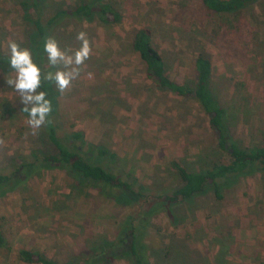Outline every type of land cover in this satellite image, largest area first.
<instances>
[{"label":"rangeland","instance_id":"374dc122","mask_svg":"<svg viewBox=\"0 0 264 264\" xmlns=\"http://www.w3.org/2000/svg\"><path fill=\"white\" fill-rule=\"evenodd\" d=\"M26 1L0 0L2 55L8 56L11 39L34 58L37 11ZM83 1L109 3L122 18L109 24L98 16L82 22L66 18L51 30L50 37L63 50L80 47V31L92 44L91 58L69 90L61 94L54 84L60 103L56 121L61 133L84 132L78 143L92 162L125 178L132 174L149 190L139 203L123 207L84 181L79 184L65 169H44L0 197L7 243L0 246V264H29L18 259L21 248L39 249L66 263L87 253L90 238L114 239L126 217L173 194L182 185L173 160L193 172L231 160L197 101L159 88L147 73L133 48L134 35L143 26L152 29L168 74L180 83L194 84L200 54L212 60L210 88L228 110L230 145L264 139V0L234 16L214 13L202 0H45L43 19ZM234 24L242 28L233 29ZM231 30L238 33L235 40ZM9 76L13 70L0 67V173L6 174L35 152H57L39 133L32 135L24 105L6 82ZM102 148L110 153L102 156ZM222 194L218 198L208 185L192 200L175 204L173 218L166 211L151 218L147 239L152 263L264 264V172L223 183ZM110 264L131 263L113 258Z\"/></svg>","mask_w":264,"mask_h":264},{"label":"trees","instance_id":"16d2710c","mask_svg":"<svg viewBox=\"0 0 264 264\" xmlns=\"http://www.w3.org/2000/svg\"><path fill=\"white\" fill-rule=\"evenodd\" d=\"M45 0H28L26 5L33 6L37 11L34 19L36 36L33 39V61L41 68L42 75L49 71L55 72L56 67L48 63L47 54L44 52L46 38L50 37L51 30L66 18H73L79 22L92 20L94 16L106 23L121 20V14L109 3H100L95 6L91 2L83 1L72 9H60L47 20L43 19L42 9ZM257 0H202L205 7L220 15L234 16ZM233 29L242 28V25L232 26ZM232 40L238 37L234 30L230 31ZM133 48L139 53L146 65L147 73L156 80L159 88L169 91L177 96L193 98L209 116L211 128L216 132L219 146L227 151L231 160L229 162L215 163L203 172H193L178 160L172 161V166L177 170L182 185L173 194L166 195L162 201L141 207L134 215H129L120 224L116 237L90 238L87 253L77 254L66 263H60L49 257L39 249L21 248L18 259L29 264H110L113 258H123L131 264H153L149 255L148 223L151 218L161 211H166L173 218L174 205L181 201H190L202 193L206 186L214 189L218 198H222V187L237 181L240 177L254 173L264 172V139L261 144L238 146L230 145L231 131L229 126V113L221 104L210 88L214 73L212 60L200 54L195 60L194 84L180 83L173 79L167 72V66L162 53L154 45L153 31L148 26L139 28L133 38ZM0 67L5 71L10 70L9 57L0 54ZM39 91H45L51 100L52 112L48 123L39 129L41 138L47 139L56 148V153H46L40 156L33 153V159L23 158L20 163H15V169L10 174L0 173V197L17 189L19 185L27 183L34 176H40L47 168L65 169L68 175L81 184L84 181L88 186L98 190L100 196L111 198L123 207H130L140 202L144 192L149 187L138 182L132 174L127 178L119 175L101 164L92 162L84 152L85 135L81 130L69 134L61 133L62 127L56 121L59 114L57 91L54 83L43 81ZM24 106L21 107V109ZM23 112V111H22ZM24 113V112H23ZM27 116V113H24ZM108 149H100L102 156L108 155ZM113 158L116 153L110 154ZM161 198V197H160ZM0 246H7L4 232L0 225Z\"/></svg>","mask_w":264,"mask_h":264},{"label":"clouds","instance_id":"9594fccd","mask_svg":"<svg viewBox=\"0 0 264 264\" xmlns=\"http://www.w3.org/2000/svg\"><path fill=\"white\" fill-rule=\"evenodd\" d=\"M76 40L80 42L78 49L63 50L54 37L46 38L44 52L47 54L48 63L58 70L43 75L41 68L33 61L30 49L21 48L15 40L8 41L9 66L14 76L7 77L6 82L24 105L21 110L27 113L26 124L32 135H36L49 122L48 117L52 112V103L47 98V93L39 91L42 82L54 83L57 90L64 94L69 90L72 81L79 78L85 62L91 58L92 44L88 34L80 31ZM2 144L4 141L0 139V145Z\"/></svg>","mask_w":264,"mask_h":264}]
</instances>
